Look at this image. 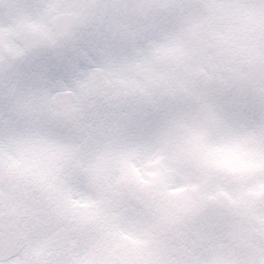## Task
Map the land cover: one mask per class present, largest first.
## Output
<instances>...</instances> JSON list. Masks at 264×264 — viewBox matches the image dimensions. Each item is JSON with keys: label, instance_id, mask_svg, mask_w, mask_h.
Segmentation results:
<instances>
[{"label": "clouds", "instance_id": "obj_1", "mask_svg": "<svg viewBox=\"0 0 264 264\" xmlns=\"http://www.w3.org/2000/svg\"><path fill=\"white\" fill-rule=\"evenodd\" d=\"M0 264H264V0H0Z\"/></svg>", "mask_w": 264, "mask_h": 264}]
</instances>
